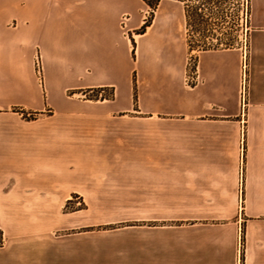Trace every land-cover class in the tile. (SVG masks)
Wrapping results in <instances>:
<instances>
[{
	"label": "crops",
	"instance_id": "obj_1",
	"mask_svg": "<svg viewBox=\"0 0 264 264\" xmlns=\"http://www.w3.org/2000/svg\"><path fill=\"white\" fill-rule=\"evenodd\" d=\"M149 12L0 0V264H264V0H250L245 98L239 43L192 47L182 0L142 30ZM95 88L113 96L80 98ZM73 194L146 213L127 233L60 238L43 210Z\"/></svg>",
	"mask_w": 264,
	"mask_h": 264
},
{
	"label": "rangeland",
	"instance_id": "obj_2",
	"mask_svg": "<svg viewBox=\"0 0 264 264\" xmlns=\"http://www.w3.org/2000/svg\"><path fill=\"white\" fill-rule=\"evenodd\" d=\"M186 4L188 10V26L187 35L188 42L192 47H206L219 43L220 39L227 36L224 32V0H182ZM149 15L146 21L151 20L153 8L149 5ZM212 19H208V17ZM141 31V30H140ZM236 34H230L226 38L227 43H235ZM37 60L40 61V73L37 71ZM36 71L40 81H43L42 62L40 56H36ZM248 79V72H247ZM136 83V80H135ZM247 86V83H246ZM73 95L74 91L68 92ZM113 94L112 88H106L104 91L95 88L93 91H84L79 94L84 99H102L111 98ZM41 112L32 113L25 116L35 118ZM48 114H50L48 112ZM91 203L86 202L79 194H73L58 210H43V215L49 213L53 217H57L58 228L55 234L60 238H76L79 234L93 233H115L130 232V226L133 217H139L146 213V210H132L130 208H112L100 209L89 207ZM49 211V213L47 212ZM151 215H161L162 210H149ZM4 244L3 232L0 229V246ZM243 249V241L240 242Z\"/></svg>",
	"mask_w": 264,
	"mask_h": 264
},
{
	"label": "built area",
	"instance_id": "obj_3",
	"mask_svg": "<svg viewBox=\"0 0 264 264\" xmlns=\"http://www.w3.org/2000/svg\"><path fill=\"white\" fill-rule=\"evenodd\" d=\"M224 32L227 36L230 34H236L235 43H239L244 49V75H243V91L242 96L245 98L247 72H248V61H247V49H248V35L250 30V0H224ZM208 17V16H207ZM212 19V17H208ZM226 36V37H227ZM220 39L219 43L215 45H224L227 43V38ZM214 44L210 45L213 46ZM209 47V46H206ZM206 47H200L206 48ZM37 71L40 73V61L37 60ZM199 74L197 71V62L195 52H192L188 57V74L186 76V82L188 85H193L198 82ZM241 247V244H240Z\"/></svg>",
	"mask_w": 264,
	"mask_h": 264
},
{
	"label": "trees",
	"instance_id": "obj_4",
	"mask_svg": "<svg viewBox=\"0 0 264 264\" xmlns=\"http://www.w3.org/2000/svg\"><path fill=\"white\" fill-rule=\"evenodd\" d=\"M144 1L153 8V10H152V15H153L154 10L157 8V5H158L160 0H144ZM148 24H149V21H146V23L142 27V30H144ZM112 96H113V94H112Z\"/></svg>",
	"mask_w": 264,
	"mask_h": 264
}]
</instances>
